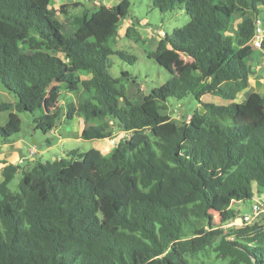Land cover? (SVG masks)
<instances>
[{
  "label": "trees",
  "instance_id": "16d2710c",
  "mask_svg": "<svg viewBox=\"0 0 264 264\" xmlns=\"http://www.w3.org/2000/svg\"><path fill=\"white\" fill-rule=\"evenodd\" d=\"M52 2L0 0V83L17 98L0 103V119L9 112L0 152L21 132L20 113L44 133L79 117L84 140L128 136L107 155L74 150L27 168L0 161V264H264V219L224 229L241 215L234 205L264 193V94L237 101L264 0H153L189 19L163 31L149 55L170 79L136 100L130 74L109 72L113 55L137 60L114 49L129 0L63 5L68 32L48 15ZM126 36L142 40L135 22ZM189 97L202 111L183 121L166 113L170 99Z\"/></svg>",
  "mask_w": 264,
  "mask_h": 264
},
{
  "label": "rangeland",
  "instance_id": "374dc122",
  "mask_svg": "<svg viewBox=\"0 0 264 264\" xmlns=\"http://www.w3.org/2000/svg\"><path fill=\"white\" fill-rule=\"evenodd\" d=\"M121 0H53L50 8L47 10L52 19H60L65 25V30L70 31V19L62 14L63 5H74L82 3L84 8L92 9L100 5H117ZM131 3L130 16L124 20L120 26L118 42L114 49L123 51L137 58L135 63L121 59L118 55L111 56L110 74L115 77H122L123 72H128L132 78L127 84L129 98L132 100L142 99L143 96L149 95L154 89L159 88L166 83L171 77V68L160 64L155 58L149 55L156 50L158 42L163 35L160 31L172 33L174 29L183 27L188 22V16L184 11L173 13H161L154 8L153 0H129ZM83 7L76 10L81 12ZM261 19V18H260ZM262 23L263 20L261 19ZM135 22L137 32L142 40L136 42L134 39L126 36L127 28ZM264 28V23L262 24ZM186 61L187 57H183ZM250 59V58H249ZM173 69L175 67H172ZM176 70V69H175ZM263 71V70H262ZM261 71L260 77L263 76ZM260 79V78H259ZM255 83V82H254ZM260 94H264L263 89H259ZM67 101L74 99L73 95L63 94L62 99ZM219 99V101H217ZM17 98L14 93L7 90L0 83V103H15ZM205 102L217 104H227V101L212 95H207ZM168 104L169 115H174L177 120H189L197 110L202 111L200 103L192 97L182 101L170 99ZM36 115H39L38 113ZM22 120L21 132L13 136L11 143L3 146V152L0 153V159L12 163H18L23 168H27L31 162H48L59 158H69V152L77 150L87 152L91 149H97L102 154L107 155L117 145L120 138L128 134L118 133L117 135L104 140H84L81 138L83 124L79 117L72 121L65 122L54 129V131L44 133L36 129L34 116L29 113L19 114ZM9 119V112L1 114L0 124L5 125ZM1 141V138H0ZM31 158H33L31 160ZM3 164L0 163V181L3 178ZM22 177L21 171L16 175L10 184L12 191L19 190V183ZM254 203L249 201L246 204L234 205L235 210H239L241 215L250 214L251 207ZM225 231H229L225 229Z\"/></svg>",
  "mask_w": 264,
  "mask_h": 264
},
{
  "label": "crops",
  "instance_id": "0c3cea01",
  "mask_svg": "<svg viewBox=\"0 0 264 264\" xmlns=\"http://www.w3.org/2000/svg\"><path fill=\"white\" fill-rule=\"evenodd\" d=\"M260 18L263 20L264 23V10L262 11ZM242 21L241 18L237 17L234 26L232 27V30L230 31V34H234L235 29L237 28V25ZM262 23V24H263ZM250 70H251V79L249 82V87L242 93V95L238 98V102H244L251 93L258 92L260 93L259 89L264 90V50L262 48H255L252 56L248 60ZM263 70V71H262ZM261 71L263 73V76L260 77ZM260 78V79H259ZM255 82V83H254ZM206 96L204 97L205 100ZM219 101V99H217ZM126 133H124L125 135ZM127 136V135H125ZM4 150H2L0 153H2ZM33 158H31L32 160ZM34 160V159H33ZM0 161L4 162L5 160L0 159ZM8 163H12L6 160ZM3 164V163H2ZM16 164V163H15ZM2 167H5V164H3ZM256 202H264V193L256 196L254 198V203ZM253 203V204H254Z\"/></svg>",
  "mask_w": 264,
  "mask_h": 264
},
{
  "label": "built area",
  "instance_id": "2783aa9c",
  "mask_svg": "<svg viewBox=\"0 0 264 264\" xmlns=\"http://www.w3.org/2000/svg\"><path fill=\"white\" fill-rule=\"evenodd\" d=\"M163 36L165 33L160 32ZM264 43V28L260 18L256 21V31L252 39V44L255 48H262ZM264 219V202H256L251 207L250 214L240 215L238 218L231 220L224 226V229L233 230L241 229L245 226L253 225Z\"/></svg>",
  "mask_w": 264,
  "mask_h": 264
}]
</instances>
